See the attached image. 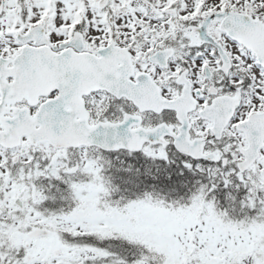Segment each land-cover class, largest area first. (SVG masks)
Masks as SVG:
<instances>
[{"label":"snow or ice","instance_id":"1","mask_svg":"<svg viewBox=\"0 0 264 264\" xmlns=\"http://www.w3.org/2000/svg\"><path fill=\"white\" fill-rule=\"evenodd\" d=\"M0 264H264V0H0Z\"/></svg>","mask_w":264,"mask_h":264}]
</instances>
